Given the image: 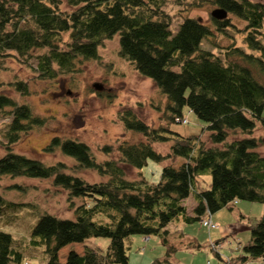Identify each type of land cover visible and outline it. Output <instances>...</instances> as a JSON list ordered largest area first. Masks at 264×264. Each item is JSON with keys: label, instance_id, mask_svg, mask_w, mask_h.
Returning <instances> with one entry per match:
<instances>
[{"label": "trees", "instance_id": "trees-1", "mask_svg": "<svg viewBox=\"0 0 264 264\" xmlns=\"http://www.w3.org/2000/svg\"><path fill=\"white\" fill-rule=\"evenodd\" d=\"M67 1L69 10L61 8L60 0H0V69L6 57L14 56L24 63L33 60L32 68L41 79L72 73L79 60L96 58L99 44L117 33L119 55L164 96L165 122L154 127L131 109L120 110L124 128L140 133L144 140L122 141L118 158L102 162L95 161L88 145L70 137L54 134L42 148L51 152L58 147L80 167L105 175L103 182L66 173L60 161L45 164L10 149L0 156V177L52 178L54 185L67 192L74 217L39 212L32 229V235L45 245L48 264H127L130 245L125 239L131 235L159 238L164 252L150 264H173L178 249L200 248V243L182 230L171 234L170 223L201 224L202 217L230 208L237 200L263 206L260 217L249 226L250 238L243 250L253 258H264V155L257 150L260 142L253 135L257 123L264 130V83L253 72L264 73V4L210 0L247 23V51L231 43L216 53L200 47L201 39L212 32L197 18L184 17L171 32L170 17L163 9L167 0ZM212 21L222 30L227 18L212 17ZM12 84L21 94L28 93L26 82ZM184 105L205 122L211 145L198 135L185 136L169 128L171 121L183 117ZM1 115L8 116L5 149L21 133L44 122L27 103L3 93ZM167 140H171L170 154L152 147L154 142ZM103 151L109 153L110 147L104 146ZM171 156H180L182 161L176 166L163 164L157 182L148 183L141 173L138 179L125 177L123 164L140 168L148 158L161 161ZM205 171L210 174L208 188L199 180ZM190 195L194 205L188 212L183 201ZM4 202L0 194V214ZM87 236H106L109 243L103 250L88 245L82 252L71 248L64 262L58 261L60 248L83 242ZM11 241L10 233L0 230V264L21 262L22 255Z\"/></svg>", "mask_w": 264, "mask_h": 264}, {"label": "rangeland", "instance_id": "rangeland-1", "mask_svg": "<svg viewBox=\"0 0 264 264\" xmlns=\"http://www.w3.org/2000/svg\"><path fill=\"white\" fill-rule=\"evenodd\" d=\"M250 1L264 4V0ZM60 6L66 10L72 8L67 0H60ZM217 7L210 0H167L163 9L170 17L169 28L172 33L184 17L197 18L209 26L212 35L208 36L209 39L206 37L201 39V48L220 53L218 51L223 50V46L234 43L247 51L244 43L246 21L227 12V22L222 30H219L210 15L211 10ZM38 51L35 50L33 53ZM97 53L96 58L79 60L74 72L58 74L52 79L39 78L32 68L33 60L32 64H29L18 61L14 56L5 58L4 68L0 69V93L11 96L18 103H27L34 113L44 117V122L42 126H34L21 133L19 138L8 144V148L5 149L7 142L3 134L6 131L5 123L8 116L1 115L0 156L10 149L38 158L45 164L60 161L65 165L66 173L79 176L88 182H103L107 178L105 175L94 169L80 167L76 160L63 154L58 147L51 152H44L42 148L49 143L54 134L62 138L70 137L88 145L95 161L102 162L109 158H118V144L122 141L144 140L140 133L124 128L118 117L120 110L131 109L144 122L154 127L165 122L162 117L164 96L149 78L139 74L128 60L119 55L118 34L104 39L97 47ZM253 72L264 83V73H259L256 69H253ZM16 80L26 82L27 94L23 95L16 90L12 84ZM94 82L102 85L98 93L92 89ZM182 115L187 117V122L171 121L169 128L185 136L198 135L211 145L205 122L197 118L186 105L182 107ZM253 135L260 142L257 150L264 155V130L259 123ZM234 136L236 135H230V138ZM106 145L110 147L109 153L103 151ZM170 146L171 140L152 143V147L161 154H170ZM181 161L180 156H171L161 161L148 158L146 164L140 168L128 164H123L122 167L127 179H138L141 173L148 183H154L160 178L163 164L171 163L176 166ZM199 180L202 187L208 188L210 182L208 171L201 173ZM0 194L5 199L0 214V230L10 233L12 247L22 255L20 264H48L45 245L38 241V236L32 235V229L38 220L39 212L51 213L62 218L74 217L65 189L54 185L52 178L3 175L0 177ZM192 199L190 195L183 201L188 212L194 205ZM74 201L79 203L80 199L75 198ZM262 208L259 202L237 200L230 208L224 207L215 211L211 226H204L200 221L185 223L180 220L178 223L185 226L183 231L198 238L200 248L178 249L173 264H264V258H253L243 250L244 244L250 238L249 226L260 217ZM173 224L170 223V226ZM219 226H223L226 233L220 236L215 230L211 233L217 234V237L209 241L208 229L211 231L218 229ZM138 236L131 235L126 238L125 244L130 243L128 251L142 254V246L136 248ZM151 237L155 239L145 243V251L153 258L162 255L164 247L159 238L153 235ZM108 243L109 239L106 236H87L83 242H72L60 248L58 261L63 263L66 253L71 248L82 252L83 246L88 245L103 250ZM213 251L221 256L222 260ZM134 264H145V260L141 259Z\"/></svg>", "mask_w": 264, "mask_h": 264}, {"label": "crops", "instance_id": "crops-1", "mask_svg": "<svg viewBox=\"0 0 264 264\" xmlns=\"http://www.w3.org/2000/svg\"><path fill=\"white\" fill-rule=\"evenodd\" d=\"M193 200V199H192ZM193 204H194V202H193ZM192 204V205H193ZM213 213L210 215L212 218H213ZM214 219V218H213ZM180 220H178V221H176V222H174V224L173 225H175V226H170L169 225V229L171 230V234L173 233V232H175V231H180V230H182V232H184L183 231V228H185V226L181 223H178ZM215 221V220H214ZM208 229V228H207ZM217 231L216 233L218 234L219 233V235L220 236H222L223 234H225L226 233V230L223 228V226H219V228L218 229H213V230H209L208 229V235H210L209 236V241H212V239H214V237L216 238L217 237V234H215V235H213L211 232H214V231ZM184 233H186V232H184ZM187 235H189L188 233H186ZM175 235L173 234V237H174ZM189 237H193V239L195 240V241H198V238L196 237V236H193V235H189ZM138 243H136L137 244V246H136V248L138 249V248H140L141 246H142V254H140L139 252H133V251H129V253H128V262H127V264H134L135 262H138V261H140L141 259H144L145 260V264H149L150 262H151V260L154 258H152V256L151 255H149L148 253H146V251H145V249H146V246H145V243H147V241H150L151 239H155V238H152L151 236H149V237H147V236H138ZM143 244V245H142ZM129 245H130V243H129ZM210 247V246H209ZM219 247V246H218ZM211 248V247H210ZM187 249H191V248H187ZM195 249V248H194ZM212 249V248H211ZM215 254H216V252L215 251H213ZM218 255V254H217ZM219 259H221L222 260V257L221 256H217ZM225 262V261H224ZM175 263V262H174ZM226 263V262H225Z\"/></svg>", "mask_w": 264, "mask_h": 264}, {"label": "water", "instance_id": "water-1", "mask_svg": "<svg viewBox=\"0 0 264 264\" xmlns=\"http://www.w3.org/2000/svg\"><path fill=\"white\" fill-rule=\"evenodd\" d=\"M210 15L215 19H223L227 17V10L223 7H217L211 10ZM92 87L97 91L102 89V85L99 82H94Z\"/></svg>", "mask_w": 264, "mask_h": 264}, {"label": "built area", "instance_id": "built-area-1", "mask_svg": "<svg viewBox=\"0 0 264 264\" xmlns=\"http://www.w3.org/2000/svg\"><path fill=\"white\" fill-rule=\"evenodd\" d=\"M183 122H185L186 121V118H183V119H181ZM203 224L204 225H207V226H211L212 225V220H211V218L210 217H208V218H206V219H204L203 220Z\"/></svg>", "mask_w": 264, "mask_h": 264}, {"label": "flooded vegetation", "instance_id": "flooded-vegetation-1", "mask_svg": "<svg viewBox=\"0 0 264 264\" xmlns=\"http://www.w3.org/2000/svg\"><path fill=\"white\" fill-rule=\"evenodd\" d=\"M67 92H70V91H67Z\"/></svg>", "mask_w": 264, "mask_h": 264}]
</instances>
